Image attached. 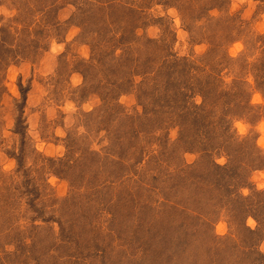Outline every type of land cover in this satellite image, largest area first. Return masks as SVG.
<instances>
[{"label":"rangeland","instance_id":"1","mask_svg":"<svg viewBox=\"0 0 264 264\" xmlns=\"http://www.w3.org/2000/svg\"><path fill=\"white\" fill-rule=\"evenodd\" d=\"M0 264H264V0H0Z\"/></svg>","mask_w":264,"mask_h":264}]
</instances>
